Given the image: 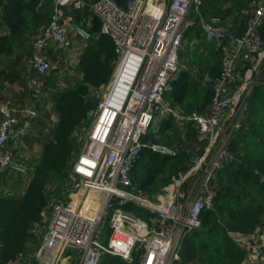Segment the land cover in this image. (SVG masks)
I'll use <instances>...</instances> for the list:
<instances>
[{
  "label": "built area",
  "instance_id": "1",
  "mask_svg": "<svg viewBox=\"0 0 264 264\" xmlns=\"http://www.w3.org/2000/svg\"><path fill=\"white\" fill-rule=\"evenodd\" d=\"M49 1L48 21L32 36L25 59L35 89L49 91L40 85L53 69L45 55L48 44H70L61 22L64 7L87 10L97 19L98 33L110 37L116 60L109 81L89 90L96 106L72 131L69 166L40 214L34 248L6 264H63L68 258L69 264H97L108 256L128 264L132 251L137 252L136 264L178 263L179 241L200 226L201 211L213 208L216 172L233 159L229 138L247 126L246 98L255 86L264 85V40L259 30L264 0L246 5L238 35L226 32L218 21L204 20L201 0H126L123 6L114 0ZM192 24L201 35L210 37L211 30L229 35L228 43L216 39L220 69L205 113L182 112L163 95L182 68L179 49L185 26ZM244 49L250 57L235 73L232 59ZM0 83L4 90L2 83L7 82ZM13 103L8 95L0 99V171L9 167L26 172L30 167L16 164L11 150L30 131L28 119L34 111ZM165 117L181 129L190 124L193 144L200 151L190 154L168 183L148 196L133 184L131 167L149 128ZM126 204L140 208L143 216L125 210ZM257 226L249 234H232L245 250L242 264H260L264 257V224Z\"/></svg>",
  "mask_w": 264,
  "mask_h": 264
},
{
  "label": "trees",
  "instance_id": "2",
  "mask_svg": "<svg viewBox=\"0 0 264 264\" xmlns=\"http://www.w3.org/2000/svg\"><path fill=\"white\" fill-rule=\"evenodd\" d=\"M0 0V59L14 56V61L23 58L16 52L23 35H34L48 21L50 5L47 0ZM49 1V0H48ZM123 6L126 0H114ZM251 0H201L199 13L206 21L215 20L225 25L230 33L238 35L243 29L244 10ZM225 3V6L221 5ZM198 25L185 30L184 36L201 35ZM264 40V22L260 27ZM85 46L75 63L76 78L71 88H58L51 92L50 108L41 110L39 116L29 118L31 128L38 133L21 138L29 144L36 142L39 152L29 160L30 169L24 189L9 193L0 190V264L14 260L26 251L32 229L40 222L41 212L52 191L63 180L66 164L74 148L72 131L91 112L97 99L90 96V88H101L110 79L116 53L109 36L98 33V21L92 16L91 26L86 30ZM59 48L57 44H53ZM47 51V50H46ZM205 54L191 49L189 58L194 67L181 68L174 79L167 83L163 93L172 105L182 112L205 113L212 97V83L219 73V52L212 46L202 47ZM51 74L45 77V84ZM18 75L13 67L0 68V81L16 82ZM264 98V85H258ZM41 92V90H40ZM0 83V99L4 98ZM253 88L246 98L247 126L236 130L228 140V150L233 159L224 162L216 172V195L213 208L200 212V226L185 233L178 246V263L171 264H242L245 250L232 238V234H249L259 223L264 211V100L256 101ZM51 115L55 116L52 125ZM50 123L49 132L40 135L41 127ZM184 129V130H182ZM179 128L170 117L156 121L145 139L170 149L173 154H164L144 146L131 167V180L146 195L154 194L168 183L177 168L183 167L190 156L186 144L193 138L190 124ZM32 132V129H31ZM184 134L182 139L181 134ZM29 139V140H28ZM32 139V140H31ZM161 140V141H159ZM10 142L8 146H10ZM184 151V155L180 151ZM12 158L18 147L11 150ZM19 162L24 160L20 159ZM19 176V171L5 168L0 171V188L7 176ZM50 185L49 189L46 187ZM17 186V183L14 184ZM4 188V187H3ZM125 210L143 216V211L131 204ZM106 232L108 227L103 228ZM137 252L132 251L130 262L136 264ZM97 264H114L104 257Z\"/></svg>",
  "mask_w": 264,
  "mask_h": 264
},
{
  "label": "crops",
  "instance_id": "3",
  "mask_svg": "<svg viewBox=\"0 0 264 264\" xmlns=\"http://www.w3.org/2000/svg\"><path fill=\"white\" fill-rule=\"evenodd\" d=\"M42 1H40V3ZM88 1L91 2L94 0H88ZM46 3L50 5V1L47 0ZM91 17H92V15L87 10H71L69 7H64L63 13L61 16V22H62V26H64V28H66L70 23H74L86 32V30H88L91 26ZM185 27L188 30L189 28L193 27V24L189 25V26H185ZM226 32H228L229 34H232L228 30ZM224 34H226V33H224ZM64 35H65L66 40H68V42H70V44L67 48H62L60 46L57 49L53 46V44H48V48H47V51L45 53L46 58L50 61L51 65L53 66V69L58 67V65H61L62 63H64L62 61V58L66 57V56H67V58H71L75 55L78 56L82 52V50L85 46V38L86 37H82L76 30H70ZM226 35H227V37L229 36L228 34H226ZM184 37L186 38L187 42H189V39H187L186 36H184ZM190 38H191L190 41L197 42V40H198V37H196V36H192ZM31 39H32V35H30V34L23 35V39L21 41V44L19 45L18 49L16 50V52H21V55L23 56V58L21 60L14 61V56H12V55H10V57H7V58L1 57L0 68H3V67L8 65L10 67H13L14 70H16L17 75H18V79L16 82L14 81L12 83H7V85L2 83V87L5 88L3 90V92H4L3 94L8 95L13 100V102H14L13 104L15 106H22V107L30 108L34 111L35 116H39L41 113V109L38 106H41L45 100H49V103L51 104V102H50L51 92H54V90L57 88H55L51 85L49 86L48 81H47V84L44 83L45 81H42V82H40V85L42 84L45 87L49 88V91L47 93H43V92H40V88L35 89L31 85L30 81H31V79L34 78V74H33L32 70H30L25 63V59L27 58V54L29 51V44H30ZM183 40H184V38H183ZM221 40H222L221 42H223V43H228L227 38L226 39L223 38ZM219 42H220V40H219ZM213 44L214 45L212 47L215 48L216 38H215ZM201 48L202 47L197 48L198 51H200ZM181 49H183V48H181ZM184 56H186L188 58L189 53L188 54L184 53ZM205 57H206V55H205ZM249 57H250V55L247 52V50H245V49L242 50L238 55H236L232 59V61H233L232 62L233 72L239 73V66L243 62H247ZM54 64L55 65L57 64V65L55 66ZM180 64H186V66H188L190 63H183L182 60L180 59L179 66L181 67ZM182 68H184V67H182ZM187 68H191V64ZM48 80H49V78H48ZM47 94H50V95L48 96ZM45 95H47L48 98ZM223 95L225 96V95H227V93L225 91H223ZM45 108L46 107H44L43 109H45ZM191 143H192V148L190 147ZM186 148H187V151L189 152V154H196L200 151V148L199 147L196 148V146L193 144L192 138L186 144ZM25 162H28V161H25ZM24 186H25V183L23 186H20L19 188H17V186H14V184L9 183V186L4 187V188L2 187V188H0V190L6 189L9 193L14 194V192H17V191L21 192L24 189ZM263 224H264V211L259 218V223L257 224L258 225L257 227H259ZM259 263L264 264V257L261 256Z\"/></svg>",
  "mask_w": 264,
  "mask_h": 264
},
{
  "label": "rangeland",
  "instance_id": "4",
  "mask_svg": "<svg viewBox=\"0 0 264 264\" xmlns=\"http://www.w3.org/2000/svg\"><path fill=\"white\" fill-rule=\"evenodd\" d=\"M221 5L225 6V3L221 2ZM189 15H190L189 17H190L191 20H193V21L196 20L194 15H192V16H191V14H189ZM207 37H208L207 35L202 34V35H200L198 37L197 42H192V41L187 42L186 38L184 37V40H182L181 47L179 49L180 59L182 60L183 63H190L191 67H194L192 61L190 60V58L189 57L187 58L186 56H184V53L188 54V53L191 52V49L196 50L199 47L213 46L215 38L214 37H208L207 38ZM181 48H183V49H181ZM201 52L202 51H198V49H197V53L198 54L201 53ZM202 53L206 55L205 58H209V55L207 54V52H202ZM76 60H77V56L76 55L71 57V58H67V56L62 58V61L64 63H62L61 65H58V67H56L55 69L51 70L50 74H51L52 78L50 77V79L48 80V83H49L48 85L49 86L51 85V86H53V87H55L57 89L58 88H71L72 85H73V82H75V78H76V69H75ZM190 64L188 66H186V64H181V67L186 68V67H189ZM254 89L256 90V98H255L256 101L259 100V99H261L263 101L264 98L261 97V92H259V90H260L259 87L255 86ZM47 95L49 96L50 94H47ZM47 95H45V96H47ZM48 96H47V98H48ZM49 104H50L49 100H45L44 103L41 106H38V107H40L41 110H43L44 107L49 109L50 108ZM50 118H51V120H53L52 121V125H53V123H54L56 118H55L54 115H51ZM49 125H50V123L47 126H45V127H41L39 132H42V133L40 135L46 134V133L49 132V130H50L49 128L52 127V125L51 126H49ZM31 129H32V132H31ZM35 131H36L35 128H30L28 136H34L35 133H38V132H35ZM147 134H149V132H147ZM181 137H182V139H184L183 132L181 134ZM33 141H36V140H32V142ZM37 141H39V139ZM159 141H161V140H159ZM32 142L28 144L26 142V140L22 141L20 146L18 147V152L16 154H14V159L13 160L15 161L16 164H18L23 169H26L27 167H29V164L27 162H25V161L32 160L35 157V155H37L38 152H39L38 144L36 142H34V143H32ZM158 145H161L160 142H158ZM19 159H22L24 161L19 162L18 161ZM69 162H70V159H69V161L66 164V169L69 166ZM27 178H28V176L26 175L25 171L19 172V176H15V175L14 176H11V175L7 176L3 187L9 186V183H12V184L17 183V188H19L20 186L24 185V183L27 180ZM49 186L50 185H48L46 187V189H49L50 188ZM53 194H54V191H52L50 195H53ZM45 209L46 208H44L43 211H45ZM36 229H37V226H35L32 229L33 237L30 238V240L28 241V244H27V247H26V251L32 250L34 248V246H35V242L37 240L36 232H35ZM27 253H29V252H27ZM69 263H70V259L68 258L65 261V263H63V264H69Z\"/></svg>",
  "mask_w": 264,
  "mask_h": 264
},
{
  "label": "water",
  "instance_id": "5",
  "mask_svg": "<svg viewBox=\"0 0 264 264\" xmlns=\"http://www.w3.org/2000/svg\"><path fill=\"white\" fill-rule=\"evenodd\" d=\"M70 30H76L82 37H86L87 33L80 27H78L76 24L74 23H70L66 28L64 33L66 34L68 31ZM209 36L210 37H214L216 39H226L227 35L224 34L223 32L220 31H216V30H211L209 32ZM204 80L209 81L210 83H212V79L208 78L207 76H204L203 78ZM223 91H225V89H223ZM146 147H150L152 150L160 152V153H164V154H173V152L168 149L167 147L163 146V145H151V143L149 141H146L145 143ZM180 153H182L184 155V151H180ZM108 260L114 264H126V262L122 259H120L118 256H108Z\"/></svg>",
  "mask_w": 264,
  "mask_h": 264
}]
</instances>
